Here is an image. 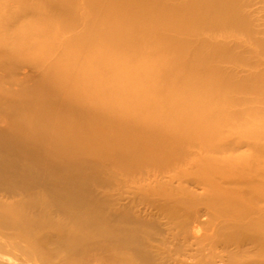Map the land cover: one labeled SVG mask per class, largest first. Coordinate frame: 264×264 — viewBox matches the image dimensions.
<instances>
[{"label": "bare ground", "instance_id": "bare-ground-1", "mask_svg": "<svg viewBox=\"0 0 264 264\" xmlns=\"http://www.w3.org/2000/svg\"><path fill=\"white\" fill-rule=\"evenodd\" d=\"M0 264H264V0H0Z\"/></svg>", "mask_w": 264, "mask_h": 264}, {"label": "rangeland", "instance_id": "rangeland-1", "mask_svg": "<svg viewBox=\"0 0 264 264\" xmlns=\"http://www.w3.org/2000/svg\"><path fill=\"white\" fill-rule=\"evenodd\" d=\"M2 239L6 240V238H2ZM6 249H8L10 252L18 254V255L21 253L20 249L17 246H14V247L9 246V247H6Z\"/></svg>", "mask_w": 264, "mask_h": 264}]
</instances>
